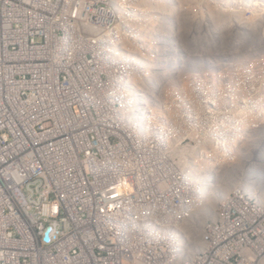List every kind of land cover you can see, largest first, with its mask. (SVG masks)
<instances>
[{"label":"built area","instance_id":"1","mask_svg":"<svg viewBox=\"0 0 264 264\" xmlns=\"http://www.w3.org/2000/svg\"><path fill=\"white\" fill-rule=\"evenodd\" d=\"M202 6L0 0V264H264V201L243 188L196 229L245 127L185 103L206 86L173 51L158 62L181 19L232 15ZM220 128L237 129L229 148Z\"/></svg>","mask_w":264,"mask_h":264},{"label":"rangeland","instance_id":"2","mask_svg":"<svg viewBox=\"0 0 264 264\" xmlns=\"http://www.w3.org/2000/svg\"><path fill=\"white\" fill-rule=\"evenodd\" d=\"M205 1L193 0V4L197 9L203 7ZM263 1L209 0V13L212 10L232 12L230 17H223L222 19V16H220L221 25L215 29L214 33L212 32L214 21L211 20V25L208 27L207 18V26L202 25L201 28L199 24L203 18L199 14L189 20L181 19V29H178L177 34V37L179 35V42H184L185 45L183 44V46H186V51L189 50V45H200L202 49L195 48L190 57L186 53H181L179 60L182 69L180 79L187 81L189 80L188 76L191 78L197 76V81L200 82L201 80L206 86V95L203 97L196 96L195 98L189 86H186V99L189 100V102H185L187 105H192L191 103L195 101L197 106L203 107L204 99H210L211 102L214 101V105H217L214 110L215 118L223 121L237 119L239 123L242 121L244 126L249 124L250 128H253V125L258 127L262 123L264 124V44L260 42L263 48L257 47L259 44L247 47L245 45H233L232 39L229 38V35L233 33H227L236 30L243 32L250 29L244 33L245 39L252 38V34H255L258 39L260 35L264 36V6L259 5V2L263 3ZM204 9L202 8V10ZM224 19L230 22L228 26H224L226 24ZM222 23L225 24L222 25ZM206 36L208 41L201 39V37L206 39ZM221 37L223 38L221 39ZM211 38H215V41L210 42L209 39ZM238 38L237 36L236 40ZM200 42L206 45H220L223 47L221 50L215 49L211 52L209 47L203 48V44ZM170 53H172L171 50ZM170 57H173V55L171 54ZM248 101H251V104ZM219 107H225L226 110L222 109L221 111L227 112L225 114L220 113ZM259 131L256 135L258 141L264 137L262 135L264 128L259 129ZM262 143H264L263 140ZM235 156L238 158L237 153H235ZM236 162L235 159L234 164ZM244 180H246V175H244ZM255 184L257 185V182ZM259 190H262V186L259 187Z\"/></svg>","mask_w":264,"mask_h":264},{"label":"bare ground","instance_id":"3","mask_svg":"<svg viewBox=\"0 0 264 264\" xmlns=\"http://www.w3.org/2000/svg\"><path fill=\"white\" fill-rule=\"evenodd\" d=\"M220 16H222V19H223V17H230L231 15L227 14L226 12H223L222 14L221 13L219 14V12H216V13L212 12L210 19L212 21H214V25H212L214 28L212 30L213 33L215 32V29L219 28L221 25L220 24L221 19H219ZM216 19H218L219 21H217ZM224 20H226V19H224ZM228 23L230 24V22H228V20H226V24L224 23L225 24L224 25L222 23V25L228 26ZM252 23H253V21H252ZM249 30L250 29H246V31H243V32H238V30H236V31L227 32V33H233V34L229 35V38L232 39L233 45L238 44V45H245L247 47L250 45L259 44V45H257V47L261 48L262 47L261 45L264 44V36L260 35L259 39H258L255 34H252V38L245 39L244 33L248 32ZM216 32H218V31H216ZM237 36L239 38L236 40ZM226 37H227V35H226ZM222 38L223 37H221V39ZM201 39L208 41L207 36H206V39H204L203 37H201ZM209 41L213 42V41H215V38H211V39H209ZM260 42H263V43L260 45ZM183 44H184V42L181 43V46L173 45L172 42H170V44H169L170 50L173 51V53H175L176 57L179 60L181 58V53H186V54H188V57H190V56H192V54H193L192 52L195 48L198 50L202 49L200 45H189V50L186 51L185 50L186 46H183ZM201 44H203V43H201ZM165 47L166 46L163 45L161 47V49L163 51H160L158 53L159 54L158 62H160L161 64H162L163 60H168V57L165 56L166 55L165 53L167 51H170V50H166ZM202 47L203 48L209 47V50L212 52L215 49L221 50V48L223 46L203 44ZM246 47H242V48H246ZM171 60L177 61V59H175V58H172ZM153 66L154 65H152V67ZM158 68H159V71H160V74L162 75V77L167 78V76L170 73V70L167 69L164 65H160V66H158ZM154 77H155L154 82L156 83L157 77L156 76H154ZM150 81H152V80H150ZM150 81H148V83ZM207 104L214 105L215 103H214V101H212V102L207 101ZM258 123H260V122H258ZM228 124L232 125L230 122H228ZM245 127H244V129L241 130L240 142L238 143V145H236V150L234 149V152L237 153V155H238V158H236L237 162L235 164H232V165L222 166L219 169L218 177L217 178L213 177L211 179V184L213 187L210 186L208 189H206V201H205V203L199 209H197L195 211L196 229H199V224L202 223L203 221H205V219H208V218L213 216V205H214V203L217 200H219L220 197L225 195L231 189L241 187L246 192H248L249 194L255 195L260 201H262V202L264 201V169H263L264 168V143H262V140L264 141V137L261 138L260 141H258L256 139L258 137V136L256 137L257 133L260 132L259 129L264 128V124L262 123L258 127H253L251 129L249 127V124H247ZM220 130H222V131H220ZM220 130H217L216 133H221L222 137H220L216 143L218 144L219 147L222 144V145H225L226 148H229L230 147L229 140H226L225 138L227 136H230L229 139L233 138V136L235 134H237V129L231 131L230 128L225 129V130H224V128H220ZM262 135H264V133ZM198 149H199L198 147L195 148V150H198ZM212 149L213 150H211L210 153L212 154L213 159H215V153L217 152V148L213 147ZM182 153H185V152H182ZM190 155H192V154L190 153ZM197 155H198V153H197ZM199 160H200V162H203V163L207 164L208 166L213 165V163L211 161H206V160H202L201 158L200 159L198 158L197 161H199ZM208 160H211V158H209ZM182 164H183V162L181 163L180 167H181V169H184V166ZM213 169H215V168H213ZM215 170H217V169H215ZM204 171H207V170H204ZM244 175H246V180H244ZM256 182H257V185L255 184ZM180 185H182V187L187 186L186 183H183L181 181H180ZM260 186H262V190H259Z\"/></svg>","mask_w":264,"mask_h":264}]
</instances>
